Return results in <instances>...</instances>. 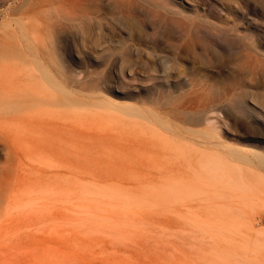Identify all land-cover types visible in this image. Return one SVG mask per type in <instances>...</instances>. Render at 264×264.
Returning a JSON list of instances; mask_svg holds the SVG:
<instances>
[{
    "label": "rangeland",
    "instance_id": "obj_1",
    "mask_svg": "<svg viewBox=\"0 0 264 264\" xmlns=\"http://www.w3.org/2000/svg\"><path fill=\"white\" fill-rule=\"evenodd\" d=\"M44 1L38 14L34 0H0V42L55 23L38 61L55 99L37 142L13 146L15 113L0 110V264H264V198L237 224L184 176L200 132L228 129L217 117L264 135V0H188L180 13ZM11 2L26 11L5 14ZM28 56L0 64L37 71ZM204 114L211 124L189 119Z\"/></svg>",
    "mask_w": 264,
    "mask_h": 264
},
{
    "label": "bare ground",
    "instance_id": "obj_2",
    "mask_svg": "<svg viewBox=\"0 0 264 264\" xmlns=\"http://www.w3.org/2000/svg\"><path fill=\"white\" fill-rule=\"evenodd\" d=\"M5 1L10 3L11 0ZM34 2L32 8H34L35 13H41L45 1L37 0ZM154 3L162 8H167L168 11L177 13L191 5L196 6L188 0H157V3L156 1ZM13 4L11 2L10 6L7 5L9 7L4 9L5 14L8 13L10 16L26 11L23 9L26 7H22L23 4L15 6ZM6 11L8 12L6 13ZM156 15L161 16L159 13H156ZM171 18L176 20L174 17ZM31 24V30L35 33V36L26 35L23 27L18 24L20 27V29L18 28L19 32L14 31L19 33V40L14 41L11 36H8L11 35V32H6L5 36L8 37L0 42V60L3 57L18 60L20 57L34 56L36 59L35 67L38 71L21 72L17 69V62L7 63L5 60L6 63L2 62V65L0 64L5 71L0 75V91L8 96V101L2 105L0 104V110H11L15 113L10 117L12 119L10 121H13L15 127L10 136V141L15 147L26 142L32 144L37 142L35 133L39 129L38 125L43 124L44 127L49 123L47 106L51 105V101L54 102L55 99H50L48 88L45 89V81L48 82L50 77L38 64L43 52L49 47L55 46V41L52 38L54 37L55 23L42 19L41 23ZM84 27L89 32L93 29L91 23H86ZM14 28L17 29V27ZM205 43L207 44L208 41ZM68 69L67 72L73 73V71H76L72 65H69ZM68 79L74 82V75L68 73ZM57 83L55 85H58ZM194 118L198 119V123H212L211 118L205 114L199 117L193 115L189 117L191 120ZM217 119L218 121L225 120L228 129L224 132H200V138L193 140L194 146H191L187 151V169L184 176L188 174L186 178L188 177L187 184L190 195L199 194L222 206L226 215L233 218L237 224L251 225L255 218L253 216L255 204L258 200L264 198V135L258 136L253 131L237 125L234 120L228 118L225 114L217 117ZM21 127L27 131L20 130ZM230 135L234 136L233 140H230ZM239 139H249L260 143L241 145L237 142ZM154 140L152 139L150 143L152 144ZM174 179L176 180V178ZM259 218L264 222L262 214Z\"/></svg>",
    "mask_w": 264,
    "mask_h": 264
}]
</instances>
